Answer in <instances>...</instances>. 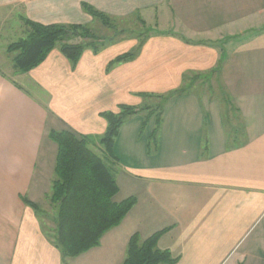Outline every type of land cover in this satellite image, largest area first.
Returning <instances> with one entry per match:
<instances>
[{
    "label": "crops",
    "instance_id": "obj_1",
    "mask_svg": "<svg viewBox=\"0 0 264 264\" xmlns=\"http://www.w3.org/2000/svg\"><path fill=\"white\" fill-rule=\"evenodd\" d=\"M83 5L110 20L135 16L148 30L113 35L97 52L84 48L75 65L57 47L26 72L0 57V264H63L42 215L25 202L43 211L49 200V129L100 135L101 112L147 106L190 82L163 105L154 151L147 109L121 124L108 161L114 199L135 203L99 245L69 261L122 264L131 234L142 240L166 228L157 247L176 257L171 264H264V0H0V46L14 41L5 29L12 19L20 34L23 18L95 24ZM138 46L133 59L107 69ZM213 74L230 111L197 94L195 81ZM226 110L241 122L239 141L230 142Z\"/></svg>",
    "mask_w": 264,
    "mask_h": 264
},
{
    "label": "trees",
    "instance_id": "obj_2",
    "mask_svg": "<svg viewBox=\"0 0 264 264\" xmlns=\"http://www.w3.org/2000/svg\"><path fill=\"white\" fill-rule=\"evenodd\" d=\"M83 6L102 23H111L102 12L88 5ZM23 22L26 26L24 35L6 46V51L15 52L11 57L13 72H26L37 66L55 47L75 65L84 48L97 52L105 45V41H98V36L84 24H42L27 18H23ZM138 49L139 46L118 54L108 62L107 69L115 63L133 59ZM221 63L222 59L218 67ZM190 85L191 82L167 94L157 95L161 99L157 112H154L153 106L126 104H121L118 112H101L107 125L100 135L76 133L68 128L48 130V137L56 144L54 178L48 195L55 211L51 218L52 229L47 230L43 224L42 228L63 257H76L99 245L102 235L118 225L135 203L134 196L119 201L114 199L118 184L108 161L115 159L112 148L121 124L134 113L147 109L143 125L147 123V117L155 116V127L149 135L147 151H154L163 105L172 94L184 92ZM25 202L43 215L34 202L28 199ZM165 229L142 240L137 233L131 234L122 264L174 263L176 257L168 250L157 247V239Z\"/></svg>",
    "mask_w": 264,
    "mask_h": 264
},
{
    "label": "rangeland",
    "instance_id": "obj_3",
    "mask_svg": "<svg viewBox=\"0 0 264 264\" xmlns=\"http://www.w3.org/2000/svg\"><path fill=\"white\" fill-rule=\"evenodd\" d=\"M95 20H96V23L88 25V27L90 28L91 32H93L95 35L98 36V41L99 40L107 41V39L112 37L113 35L118 37L119 34H121L122 32L125 33L124 35H127V34L136 35L137 34L139 36H145L148 30L144 25H142L140 20L137 19L135 16L129 17V18L110 20L111 25L102 23L98 18ZM17 22H18L17 19L8 20L7 26L5 27L7 32L11 35L10 37L12 38L10 39L12 40H16L17 38L24 35L18 32L19 29H17V26H15ZM14 54L15 52H8L6 51L5 48L0 46V57L2 58V60H5L6 62L11 61V57ZM1 67H4V66H1ZM217 79H218V76L214 74L212 77H209L208 80L203 81V82H202V78H198L195 81L196 83L194 82L197 94L201 96L203 102H204L203 100L204 96L207 102L211 100H216L220 104V107L223 109L222 112L225 111V108H227L230 111L228 99L224 97V93L226 92H225V89L223 88V84L221 88L220 81ZM206 93L208 94V96ZM151 104H153L154 112H157L161 104V99L151 101L147 103V106L151 107L152 106ZM228 110H226L227 112L226 125H227V130H228L227 134L231 136L230 142L239 141L243 137L242 134L239 132V128L240 129L242 128L241 122L239 118L237 117V113H235V111L232 110L233 112L231 114V112H229ZM152 116L155 119V116L154 115ZM152 116L147 117V123L149 122V119ZM152 145L153 144H151V146ZM48 199H49V196H48ZM43 207H44V210H43V215L41 216V222L47 228V230H51L53 227V221L51 218L54 215L55 210L49 200L44 203ZM62 258H63V264H69L70 262H71L70 264H77V263L88 264V261H89V259L87 258L84 261V257H81L79 259V262L76 261L75 263H73L72 259H70L69 261V258H74V257H68V256L63 257L62 256Z\"/></svg>",
    "mask_w": 264,
    "mask_h": 264
}]
</instances>
